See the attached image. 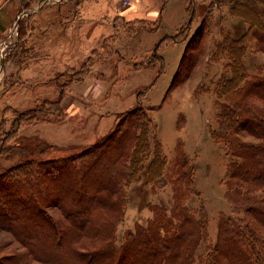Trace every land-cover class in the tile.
<instances>
[{"label": "rangeland", "instance_id": "rangeland-1", "mask_svg": "<svg viewBox=\"0 0 264 264\" xmlns=\"http://www.w3.org/2000/svg\"><path fill=\"white\" fill-rule=\"evenodd\" d=\"M229 3L0 0V187L20 177L22 164H31L35 176L43 170L42 159L83 151L142 104L153 117L151 130L161 141L167 169L179 147L195 167L200 193L187 203L208 213L207 239L196 254V264H206L220 215L236 214L228 195L230 156L214 137L219 129L214 86L227 61L216 54V44L223 34L240 36L248 28L229 12ZM258 47L250 36L244 60L251 76L264 73ZM148 160L141 180L128 188L118 242L128 229L147 223L152 203L167 210L174 204L171 183L160 188L148 182ZM0 208L4 215L6 206ZM45 211L66 222L59 208ZM17 248L13 234L0 226V255Z\"/></svg>", "mask_w": 264, "mask_h": 264}, {"label": "trees", "instance_id": "trees-1", "mask_svg": "<svg viewBox=\"0 0 264 264\" xmlns=\"http://www.w3.org/2000/svg\"><path fill=\"white\" fill-rule=\"evenodd\" d=\"M229 12L248 28L240 36L227 32L216 44V54L227 61L214 86L219 107L214 137L230 156L228 195L236 214L220 215L205 262L264 264V73L251 76L244 60L250 36L264 51V0H230ZM60 105L61 99L53 109ZM152 125L153 117L139 104L83 151L42 159L43 170L35 176L31 164L19 165L20 177L0 187V204L7 209L3 215L0 208V226L20 248L0 255V264H196L207 239L208 213L205 208L195 212L187 203L200 193L195 167L179 147L167 169ZM147 159L148 182L160 188L171 183L174 204L167 210L152 203L147 223L128 229L118 242L128 188L141 180ZM53 206L66 222L45 211Z\"/></svg>", "mask_w": 264, "mask_h": 264}]
</instances>
